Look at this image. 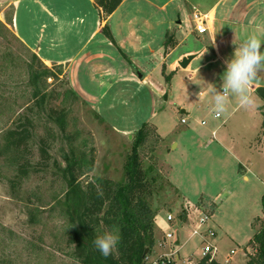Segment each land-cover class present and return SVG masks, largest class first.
<instances>
[{"label":"rangeland","instance_id":"1","mask_svg":"<svg viewBox=\"0 0 264 264\" xmlns=\"http://www.w3.org/2000/svg\"><path fill=\"white\" fill-rule=\"evenodd\" d=\"M9 1L0 0V264H77L74 246L69 243V220L64 212L68 188L54 163L64 168L65 155H70L73 149L77 159L84 156L86 163H91V166L84 164L79 176L85 189L96 179L122 183L124 165L137 131L144 124H148V137L140 149L141 161L159 181L153 206L157 212L154 226L158 243L148 261L174 253L175 264H198L205 245L201 235L193 234V223L203 214L212 216L217 207L215 220L224 228L225 235H218L213 244L221 263L246 264L248 251L249 255H256V245L251 241L264 224V105L260 111V98L251 92L253 103L248 107L232 100L222 118L215 120L210 84L219 88L222 81L215 76L217 70L208 65L202 70L207 95L198 100L190 94L193 108L188 109L189 115L175 105L178 104L175 93L167 94L157 106L155 95L148 90L132 99V89L126 97H121L123 102L114 111L105 107L103 113L71 92L64 66L47 65L16 36L15 14L19 35L32 34L34 39L41 35L44 21L37 12L40 6L30 4L35 11L32 19L27 14L26 0H14L20 4L15 13L13 6L6 8ZM3 9H6L4 13ZM190 14L186 11L184 15L189 18ZM35 56L57 75L42 86L48 93L47 110L67 111L69 138L50 120L46 109L35 106L30 69L42 71ZM197 64L202 62H196L194 67ZM189 78L188 73L180 76L181 104L189 98V93L182 90L195 84ZM24 116L32 119L35 126L29 159L37 172L14 187L17 165L2 152V147L5 133ZM184 118L187 124H182ZM203 120L207 121L206 126H201ZM214 131L219 133L218 138L213 137ZM41 137L47 140L52 157L48 168L40 160ZM172 142L177 147H172ZM241 164L249 180L244 179L245 169ZM174 177L176 181H172ZM188 206L200 209L201 214L193 223L181 225L185 221L180 219L188 216ZM169 214L175 221L165 232H172L176 240L163 248L159 242L164 237L163 222ZM33 215L36 223L31 222ZM211 221L214 222V217ZM178 235L181 245L176 244Z\"/></svg>","mask_w":264,"mask_h":264},{"label":"crops","instance_id":"2","mask_svg":"<svg viewBox=\"0 0 264 264\" xmlns=\"http://www.w3.org/2000/svg\"><path fill=\"white\" fill-rule=\"evenodd\" d=\"M26 2L29 5L27 14L32 19L35 11L30 4L40 6L35 8H38L37 12L44 21L40 29L43 32L35 39L32 34L19 35L16 32L15 14L13 24L16 36L47 65L56 63L64 66L71 90L92 108L102 109L103 113L105 107L114 111L121 105V97H126V93L133 90L132 99H136L142 95V91L148 90L155 95L157 106L167 94L175 93L177 96L174 95V100L178 102L175 105L179 110L183 109L182 113L188 114V109L193 108L192 96L203 100L207 95L206 83L203 82L206 78L202 76V70L210 65L217 70L215 76L221 79L226 68L223 61L232 56L236 47L233 40L240 43L253 34L264 38V0H123L109 17L103 16L94 0ZM19 5V2L11 0L6 8L13 6L15 13ZM196 9L211 16L206 35L197 33L190 21L191 17L184 15L186 11L193 14ZM106 25L108 34L103 31ZM261 50L264 51V44ZM189 56H194V59L186 69L181 68L180 62ZM198 61L202 64L194 67ZM182 73H188L190 81L195 83L193 87L182 90L189 93L184 104H181V93L178 92L179 81L182 86ZM260 87H264V73L253 82L251 92L256 94L255 91ZM200 91L202 94L199 98ZM263 105L262 101L260 111ZM113 130L116 131V128ZM218 134L217 131L215 135L212 133L214 138H218ZM175 145L177 147L172 142V147ZM244 169L243 177L249 180ZM173 180L176 181L175 177ZM185 199L186 204H189ZM218 208L211 216L214 222L211 221L206 229L212 228L217 236L223 237L224 228L215 220ZM199 214L200 209L193 207L188 210V220L179 224L189 225ZM163 225L164 237L159 244L168 246L176 237L166 241L165 235L172 232L165 231L171 224L165 220ZM155 240L157 244V237ZM176 244L181 245L179 235ZM214 257L218 264H222L217 251Z\"/></svg>","mask_w":264,"mask_h":264},{"label":"trees","instance_id":"3","mask_svg":"<svg viewBox=\"0 0 264 264\" xmlns=\"http://www.w3.org/2000/svg\"><path fill=\"white\" fill-rule=\"evenodd\" d=\"M123 0H94L97 8L101 9L103 16H111L121 5ZM108 34V26L103 28ZM168 39L170 37L168 36ZM37 56V55H36ZM35 56L36 60L40 59ZM42 71L30 69V84L34 86L35 106L48 111V117L60 128L63 136L69 138L67 133V111L65 109L47 110L48 93L43 89V84L48 79L55 77L53 70L41 63ZM167 80L168 77H167ZM73 93V91L71 90ZM258 97L264 102V87L256 91ZM75 96L76 94L73 93ZM45 111V112H46ZM148 124H144L137 131L132 145L131 154L124 165V181L113 183L105 179H96L85 189L79 182L83 173L85 157L79 159L72 149L70 155H65V167L57 162L56 169L62 172L67 186L64 200L65 215L69 220V243L74 246L73 257L77 264H147V258L155 246V219L157 212L154 210L155 196L158 194L159 181L143 167L140 149L146 143ZM264 128V123H263ZM35 126L32 119L24 116L9 129L4 135L5 145L2 152L10 156L16 166V177L12 181L14 187L22 183L32 173L37 172L32 165L30 144L34 140ZM40 160L43 167L48 168L50 160L49 145L43 137L38 140ZM41 165V164H39ZM264 204V197H263ZM264 206V205H263ZM182 217V216H181ZM187 221V217H183ZM31 222L36 223L35 216ZM106 231H118L121 239L113 254L107 258L95 249L93 240ZM256 245V255H249L246 264H264V224L251 241ZM198 264H218L211 256L203 257Z\"/></svg>","mask_w":264,"mask_h":264},{"label":"clouds","instance_id":"4","mask_svg":"<svg viewBox=\"0 0 264 264\" xmlns=\"http://www.w3.org/2000/svg\"><path fill=\"white\" fill-rule=\"evenodd\" d=\"M233 44L236 47L232 56L223 61L226 68L221 76L222 83L219 88L210 84L212 111L216 115L226 112L232 100H236L241 107L250 106L253 103L251 85L264 73V51L261 50L264 38L253 34L240 43L233 40ZM201 94L202 91L198 93L199 98ZM120 239L118 231H106L93 240V245L101 256L107 258L113 254Z\"/></svg>","mask_w":264,"mask_h":264},{"label":"built area","instance_id":"5","mask_svg":"<svg viewBox=\"0 0 264 264\" xmlns=\"http://www.w3.org/2000/svg\"><path fill=\"white\" fill-rule=\"evenodd\" d=\"M191 23L193 24L194 30L199 33L200 35H206L209 32V25L211 21V16L209 14H203L199 10H194L191 19ZM222 118V115H214L215 120H219ZM182 124H187V119L184 118L181 120ZM202 126L207 125V121L203 120L201 121ZM216 134V131L213 132V135ZM191 209L186 207V210ZM167 223L172 224L175 221V218L172 214H169L166 218ZM211 221V215L210 214H203L202 217L199 219V221L196 223L195 228L193 230L194 235H201L203 244L205 245L204 251H203V257L205 256H211V260H213L215 257L216 247L213 244L214 239L217 237V233L212 228H207L209 222ZM205 229V230H204ZM175 238V235L173 233H168L165 235L166 241H172ZM162 247H166L167 245L162 244ZM176 254L174 253H166L159 258L147 261V264H175V260L173 257ZM189 264H193L190 262Z\"/></svg>","mask_w":264,"mask_h":264},{"label":"water","instance_id":"6","mask_svg":"<svg viewBox=\"0 0 264 264\" xmlns=\"http://www.w3.org/2000/svg\"><path fill=\"white\" fill-rule=\"evenodd\" d=\"M194 59V56H189V57H186V58H184L181 62H180V64H179V66L181 67V68H183V69H186L188 66H189V64L191 63V61ZM167 98V97H166Z\"/></svg>","mask_w":264,"mask_h":264}]
</instances>
